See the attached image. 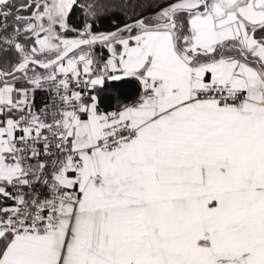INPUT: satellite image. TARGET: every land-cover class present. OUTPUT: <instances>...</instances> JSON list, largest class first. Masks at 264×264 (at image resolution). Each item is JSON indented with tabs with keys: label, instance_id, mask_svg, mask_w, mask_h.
Returning <instances> with one entry per match:
<instances>
[{
	"label": "snow or ice",
	"instance_id": "6c2138e0",
	"mask_svg": "<svg viewBox=\"0 0 264 264\" xmlns=\"http://www.w3.org/2000/svg\"><path fill=\"white\" fill-rule=\"evenodd\" d=\"M110 7L0 0V264H264V0Z\"/></svg>",
	"mask_w": 264,
	"mask_h": 264
},
{
	"label": "trees",
	"instance_id": "16d2710c",
	"mask_svg": "<svg viewBox=\"0 0 264 264\" xmlns=\"http://www.w3.org/2000/svg\"><path fill=\"white\" fill-rule=\"evenodd\" d=\"M126 2L127 0H110V4H111L110 9L107 12L101 14V16L98 19H96L94 30L111 31L121 25H124L125 23L131 22L127 18V16L131 14L130 9H124L122 7H119V5L126 3ZM133 2H135V0H133ZM144 14H147V13H141V15H144ZM84 22L85 21L83 18V14L79 11V9L73 12V14L71 15L70 23L74 27H80L82 26ZM138 91L139 89H138L137 83L135 81H130L124 86L123 95L120 98V102L125 103L131 99H134L136 95L138 94ZM103 95L105 97L104 102L101 104V107L103 109L112 110L113 108L117 106V101L115 99H111V100L108 99L107 93ZM5 203L10 205L12 202L6 201Z\"/></svg>",
	"mask_w": 264,
	"mask_h": 264
},
{
	"label": "built area",
	"instance_id": "2783aa9c",
	"mask_svg": "<svg viewBox=\"0 0 264 264\" xmlns=\"http://www.w3.org/2000/svg\"><path fill=\"white\" fill-rule=\"evenodd\" d=\"M90 22V21H88ZM95 31V30H94ZM97 32V31H95ZM98 33V32H97ZM97 67H99V65H97ZM38 98L39 99V108L36 111H39L40 109H49V110H54L52 108L53 104L59 105L60 101L58 100V98L56 97V94L54 91H49L47 90V88H45L44 90H37L35 93V98L34 100ZM136 98V97H135ZM134 98V99H135ZM38 147H40V145H38ZM32 163H35V161H32ZM41 186H37V191L40 190ZM11 190V189H10ZM45 193L47 192L46 189H44ZM23 192L25 194V198L26 199H30L31 198V189L28 188H24Z\"/></svg>",
	"mask_w": 264,
	"mask_h": 264
},
{
	"label": "crops",
	"instance_id": "0c3cea01",
	"mask_svg": "<svg viewBox=\"0 0 264 264\" xmlns=\"http://www.w3.org/2000/svg\"><path fill=\"white\" fill-rule=\"evenodd\" d=\"M96 53H97V57L98 59L101 58V54L104 58L107 57L108 53H107V50L102 48L101 46H97L96 49H95ZM107 54V55H106ZM129 102V101H128ZM128 102H125V103H128ZM34 104H35V111L38 110L39 108V99H35L34 100Z\"/></svg>",
	"mask_w": 264,
	"mask_h": 264
},
{
	"label": "flooded vegetation",
	"instance_id": "af4514ba",
	"mask_svg": "<svg viewBox=\"0 0 264 264\" xmlns=\"http://www.w3.org/2000/svg\"><path fill=\"white\" fill-rule=\"evenodd\" d=\"M13 2L16 3V4H19V3L22 2V0H13ZM8 23H9V31H11L12 27H13V20L11 18H9Z\"/></svg>",
	"mask_w": 264,
	"mask_h": 264
},
{
	"label": "rangeland",
	"instance_id": "374dc122",
	"mask_svg": "<svg viewBox=\"0 0 264 264\" xmlns=\"http://www.w3.org/2000/svg\"><path fill=\"white\" fill-rule=\"evenodd\" d=\"M90 21V20H89ZM102 32H108V30L107 31H100L99 33H102ZM72 35H74L73 33H69V36H72ZM98 47H99V45H98ZM39 71H43V70H39Z\"/></svg>",
	"mask_w": 264,
	"mask_h": 264
},
{
	"label": "water",
	"instance_id": "95a60500",
	"mask_svg": "<svg viewBox=\"0 0 264 264\" xmlns=\"http://www.w3.org/2000/svg\"><path fill=\"white\" fill-rule=\"evenodd\" d=\"M130 23V22H129ZM123 25H121V26H119V27H122ZM115 29H113V30H111V31H114ZM108 32H110V31H108Z\"/></svg>",
	"mask_w": 264,
	"mask_h": 264
}]
</instances>
